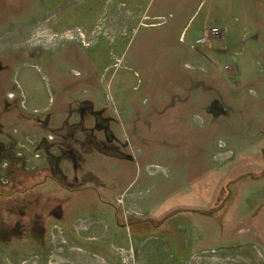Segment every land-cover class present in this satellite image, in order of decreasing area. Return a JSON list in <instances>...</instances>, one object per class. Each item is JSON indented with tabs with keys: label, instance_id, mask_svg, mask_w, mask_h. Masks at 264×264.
Returning a JSON list of instances; mask_svg holds the SVG:
<instances>
[{
	"label": "rangeland",
	"instance_id": "rangeland-1",
	"mask_svg": "<svg viewBox=\"0 0 264 264\" xmlns=\"http://www.w3.org/2000/svg\"><path fill=\"white\" fill-rule=\"evenodd\" d=\"M5 150L70 178L0 160V264H264V0H0Z\"/></svg>",
	"mask_w": 264,
	"mask_h": 264
},
{
	"label": "crops",
	"instance_id": "crops-1",
	"mask_svg": "<svg viewBox=\"0 0 264 264\" xmlns=\"http://www.w3.org/2000/svg\"><path fill=\"white\" fill-rule=\"evenodd\" d=\"M21 87V86H20ZM2 138V136H1ZM20 157V156H19ZM18 156L14 155V153H10V151H3L2 155H0V160H4V161H8V163L10 162V168L6 171L9 181L12 184L13 187H21L23 185L26 186L25 190L20 189V193H27L28 191L32 190L33 188H31L34 180V176L36 174H38L39 172H44V171H48V175L50 178H55L57 179L61 184H63V180H65L64 178H66V176H68L66 173H61L58 176H54V174H52L50 169L47 168H43V169H38L36 170V168L33 170L34 172L31 173H26L25 169L27 166V163L25 161L24 158H19ZM1 162V161H0ZM34 162V161H33ZM35 164H38V161H35ZM17 168V169H15ZM36 170V171H35ZM29 171V170H26ZM70 178V176H68ZM41 179H38V183L37 185L39 186L41 183H43ZM26 182L28 184H26ZM40 183V184H39ZM11 185H8V189H10V187H12ZM35 188V187H34ZM13 190V188L11 189ZM124 193V192H123ZM123 193H121L120 195H122ZM14 193H10V195L12 196ZM119 196V195H118ZM116 196V197H118ZM115 197V198H116Z\"/></svg>",
	"mask_w": 264,
	"mask_h": 264
},
{
	"label": "flooded vegetation",
	"instance_id": "flooded-vegetation-1",
	"mask_svg": "<svg viewBox=\"0 0 264 264\" xmlns=\"http://www.w3.org/2000/svg\"><path fill=\"white\" fill-rule=\"evenodd\" d=\"M222 108H223V107H222ZM222 108H221V106H220L219 104L215 105V109H219V112H218L219 115H220V114H225V111H224V109H222Z\"/></svg>",
	"mask_w": 264,
	"mask_h": 264
},
{
	"label": "built area",
	"instance_id": "built-area-1",
	"mask_svg": "<svg viewBox=\"0 0 264 264\" xmlns=\"http://www.w3.org/2000/svg\"><path fill=\"white\" fill-rule=\"evenodd\" d=\"M212 33H213V34H214V33L217 34V33H218V30H217V29H214Z\"/></svg>",
	"mask_w": 264,
	"mask_h": 264
},
{
	"label": "bare ground",
	"instance_id": "bare-ground-1",
	"mask_svg": "<svg viewBox=\"0 0 264 264\" xmlns=\"http://www.w3.org/2000/svg\"><path fill=\"white\" fill-rule=\"evenodd\" d=\"M82 38H84V37H82ZM68 40H72V38H69V37H68Z\"/></svg>",
	"mask_w": 264,
	"mask_h": 264
},
{
	"label": "trees",
	"instance_id": "trees-1",
	"mask_svg": "<svg viewBox=\"0 0 264 264\" xmlns=\"http://www.w3.org/2000/svg\"><path fill=\"white\" fill-rule=\"evenodd\" d=\"M10 168V167H9Z\"/></svg>",
	"mask_w": 264,
	"mask_h": 264
}]
</instances>
